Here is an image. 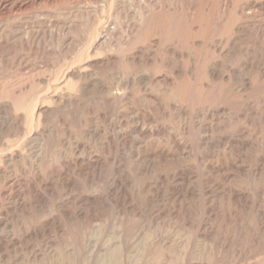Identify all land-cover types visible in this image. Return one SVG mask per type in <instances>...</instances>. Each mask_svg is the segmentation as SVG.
I'll return each mask as SVG.
<instances>
[{"label":"rangeland","instance_id":"rangeland-1","mask_svg":"<svg viewBox=\"0 0 264 264\" xmlns=\"http://www.w3.org/2000/svg\"><path fill=\"white\" fill-rule=\"evenodd\" d=\"M35 2H0V264H264V0Z\"/></svg>","mask_w":264,"mask_h":264},{"label":"bare ground","instance_id":"bare-ground-1","mask_svg":"<svg viewBox=\"0 0 264 264\" xmlns=\"http://www.w3.org/2000/svg\"><path fill=\"white\" fill-rule=\"evenodd\" d=\"M36 0H0V2H2L1 3V5L3 6V7H7V6H10V8L11 7H16V6H19V7H22L25 3H31L30 4V6L32 5V3H34ZM44 1V0H43ZM50 1V0H49ZM63 1V0H62ZM36 3V2H35ZM38 3V2H37ZM75 3V2H74ZM227 3H229V2H226V4L224 3V6H225V8H227ZM28 5V4H27ZM24 7H26L25 5H24ZM28 7V6H27ZM17 8V7H16ZM229 8V7H228ZM19 9V8H18ZM25 9V8H24ZM223 9V8H222ZM1 10H2V7H1ZM225 10V9H224ZM20 11V10H19ZM262 21V20H261ZM264 24V23H263ZM65 25H67V24H65ZM240 25L241 24H239V23H235L234 24V27L235 28H239L240 27ZM112 26V25H111ZM237 30V29H236ZM258 31V30H257ZM108 36V35H107ZM105 39H106V37L104 38H101V41L102 42H104L105 41ZM228 48V47H227ZM133 55V54H132ZM134 57V56H133ZM131 59H132V57H131ZM108 62V61H107ZM166 62L169 64V61L166 59ZM209 71V74L212 76V77H210V78H212V80H213V78L215 79V78H217L218 76H216V77H214L215 75H216V71H214V70H212V68L211 69H209L208 70ZM231 75L232 74H230V77H231ZM224 77V75H222V78ZM232 77H234L233 75H232ZM227 78V77H226ZM230 79H228L227 81H229ZM231 80H232V78H231ZM224 81V80H223ZM226 81V82H227ZM229 82H231V81H229ZM228 83V82H227ZM118 92V91H117ZM37 111V110H36ZM196 132V131H195ZM94 158V157H93ZM7 160V159H6ZM9 160V159H8ZM9 162V161H8ZM264 169V168H263ZM24 170V169H23ZM9 177V176H8ZM7 177V178H8ZM19 178V177H18ZM9 179V178H8ZM7 180V179H6ZM20 181H24L22 178H20L19 180H17V179H13L12 181H10V182H5L4 181V183L3 184H0V194L1 195H3L4 197H5V199H13V197H16V195H17V189H19L20 187H21V184L23 185V183L25 182H20ZM17 183V184H16ZM6 184H8V185H6ZM21 197V196H20ZM4 199V198H3ZM199 203V202H198ZM15 207V206H14ZM22 209V208H21ZM205 216V215H204ZM262 219H264V218H262ZM262 222H264V220L262 221ZM194 244V243H193ZM245 247V246H244ZM190 250V249H189ZM192 251V250H191ZM232 258V257H231ZM235 259V258H234ZM236 263V262H235ZM233 264V263H232Z\"/></svg>","mask_w":264,"mask_h":264}]
</instances>
